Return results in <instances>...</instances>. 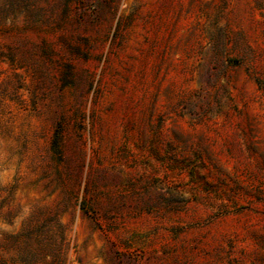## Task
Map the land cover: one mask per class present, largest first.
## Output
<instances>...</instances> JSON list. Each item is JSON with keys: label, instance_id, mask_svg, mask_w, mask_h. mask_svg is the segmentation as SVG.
I'll return each mask as SVG.
<instances>
[{"label": "rangeland", "instance_id": "374dc122", "mask_svg": "<svg viewBox=\"0 0 264 264\" xmlns=\"http://www.w3.org/2000/svg\"><path fill=\"white\" fill-rule=\"evenodd\" d=\"M0 264H264V0H0Z\"/></svg>", "mask_w": 264, "mask_h": 264}, {"label": "trees", "instance_id": "16d2710c", "mask_svg": "<svg viewBox=\"0 0 264 264\" xmlns=\"http://www.w3.org/2000/svg\"><path fill=\"white\" fill-rule=\"evenodd\" d=\"M64 78V77H63Z\"/></svg>", "mask_w": 264, "mask_h": 264}]
</instances>
